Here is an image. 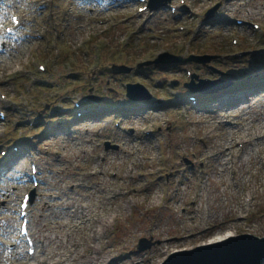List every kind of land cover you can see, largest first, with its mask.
Wrapping results in <instances>:
<instances>
[{
	"label": "rangeland",
	"instance_id": "374dc122",
	"mask_svg": "<svg viewBox=\"0 0 264 264\" xmlns=\"http://www.w3.org/2000/svg\"><path fill=\"white\" fill-rule=\"evenodd\" d=\"M26 1L29 0L0 5V13L5 10L0 25L9 13L19 12L24 31L18 43H10L0 53V94L9 100L14 93L12 98L18 105L17 112H12L15 106L6 112L8 120L0 123V134L4 126L22 121L24 124L17 129H39L41 137L17 143L21 153L12 166L19 170L5 171L0 179V264L26 263L23 248L9 252L7 246L13 243L17 232V203L25 191V154L29 151L37 155L41 181L30 205V229L37 246L42 245L37 261H50L52 257L56 262L72 244L81 242L71 264L94 257L97 262L86 264H161L169 252L193 250L215 236L245 233L264 237L263 89L250 85L258 89L253 91L236 85L244 81L230 83L228 90L236 85L232 93H247L250 101L243 99L238 107L228 111L225 107L229 101L220 106L210 100L214 94H204L208 99L201 97L196 106H183L175 105L174 99L160 91L168 92L169 84L175 81L172 89L183 98L189 94L183 87L190 82L184 75L185 68H191L200 79L230 82L231 70L241 77L255 73L264 56L254 61L258 57L252 59V51H248L242 53L244 60L234 58L229 40L231 34L235 35L244 48L252 46L250 49L263 54L259 49L264 47L255 45L262 41L259 36L264 41V0H186L177 22L168 17L165 0H154L157 8L151 17L136 14L138 2L134 0H120L122 6L110 11L102 10L93 0H39L33 7H27ZM178 1L170 0L169 4ZM215 7L213 16L204 20V15ZM33 9L35 15L31 13ZM63 10L64 15L60 14ZM236 18L258 22L261 30L254 32L248 25L237 26ZM178 23L188 27L190 33L184 36L176 31ZM37 27L41 29V41L28 44ZM92 52L101 55V67L123 64L131 69L118 74L92 70ZM162 52L182 60L190 55L215 56L205 64L221 73L213 77L207 67L194 62L136 65L154 61L156 54ZM230 59L241 62L231 69ZM34 60L45 63L48 72L35 76L38 71ZM152 77L157 78L159 90ZM135 82L154 98L165 96L166 103L149 111H133L136 114L132 112L127 118L118 114L116 119L122 118L119 129L102 122L81 121L70 125L74 132L69 136L60 132H66V125L62 129L55 122L51 125L53 110H61L57 114L61 115L72 108L70 99L93 106L95 101L88 98L94 97L110 107L115 99L125 97L124 84ZM33 83L44 87L35 88ZM144 95L136 94L134 97L140 99L135 102L128 100L145 102L141 98ZM42 101H47L46 107L41 106ZM225 112L227 118L218 117ZM40 115L45 120L40 119L29 128L28 122ZM145 125L152 135L141 141L139 137L135 142L129 141L120 131L129 128L141 136ZM103 141L109 144L106 149ZM237 142H244L241 151ZM239 156L241 162L237 161ZM229 162H235L233 170ZM112 172L117 174L115 179L110 176ZM118 189L120 195L111 200ZM108 217L110 220L104 224ZM100 222L103 234L99 241H93L90 231ZM189 233L193 236L187 237ZM143 239L152 245L137 252L136 246ZM33 262L29 264H39Z\"/></svg>",
	"mask_w": 264,
	"mask_h": 264
},
{
	"label": "water",
	"instance_id": "95a60500",
	"mask_svg": "<svg viewBox=\"0 0 264 264\" xmlns=\"http://www.w3.org/2000/svg\"><path fill=\"white\" fill-rule=\"evenodd\" d=\"M263 262L264 238L238 236L201 245L190 251L175 252L162 264H262Z\"/></svg>",
	"mask_w": 264,
	"mask_h": 264
},
{
	"label": "bare ground",
	"instance_id": "6f19581e",
	"mask_svg": "<svg viewBox=\"0 0 264 264\" xmlns=\"http://www.w3.org/2000/svg\"><path fill=\"white\" fill-rule=\"evenodd\" d=\"M11 2H13V1H15V0H10ZM126 3H128V2H126ZM4 14H5V10L4 11H2V13H0V18L1 17H3L4 16ZM207 92V91H206ZM138 94H142L143 92L142 91H140V92H137ZM219 118H224V117H220L219 116ZM237 161L238 162H241V156H239V158L237 159ZM230 163V162H229ZM234 165H235V162H233L232 164H231V170H233L234 169ZM117 210L118 209H114V211H116L117 212ZM108 220H110V217H108V218H106V219H104V224H106V223H108ZM46 236V235H45ZM229 236H231V234H223L222 235V237H221V235L220 236H215L214 238H212L208 243H217V242H219V241H222V240H224V239H226V238H228ZM44 238H46V237H44ZM93 249L94 250H96L97 248H95V247H93ZM19 255H21L20 253H18ZM106 260H107V258L106 259H104V260H102L101 262L102 263H105L106 262ZM112 260V259H111ZM93 261H98V259H97V257H94V258H85V261H82V262H80L79 264H86V262L87 263H92ZM108 263H110V262H108ZM108 263H106V264H108Z\"/></svg>",
	"mask_w": 264,
	"mask_h": 264
},
{
	"label": "snow or ice",
	"instance_id": "6c2138e0",
	"mask_svg": "<svg viewBox=\"0 0 264 264\" xmlns=\"http://www.w3.org/2000/svg\"><path fill=\"white\" fill-rule=\"evenodd\" d=\"M13 19L15 20L16 18H15V17H13Z\"/></svg>",
	"mask_w": 264,
	"mask_h": 264
}]
</instances>
